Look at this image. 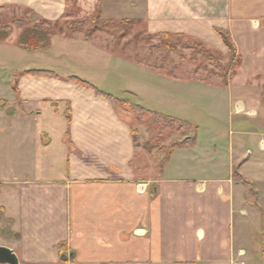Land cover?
Masks as SVG:
<instances>
[{
	"label": "crops",
	"instance_id": "crops-1",
	"mask_svg": "<svg viewBox=\"0 0 264 264\" xmlns=\"http://www.w3.org/2000/svg\"><path fill=\"white\" fill-rule=\"evenodd\" d=\"M69 1L0 5L57 20ZM77 2L104 20L185 34L222 52L219 30L227 31L242 63L228 92H204L211 102L201 108L198 79L162 75L83 36L18 50L34 51L37 62L15 82L0 74V162L11 167L0 171V246L20 264H264V0ZM55 40L62 51L39 63ZM73 77L189 121L194 145L175 148L161 169L162 156L153 171L156 153L135 141L136 115Z\"/></svg>",
	"mask_w": 264,
	"mask_h": 264
},
{
	"label": "rangeland",
	"instance_id": "rangeland-1",
	"mask_svg": "<svg viewBox=\"0 0 264 264\" xmlns=\"http://www.w3.org/2000/svg\"><path fill=\"white\" fill-rule=\"evenodd\" d=\"M77 9H79L78 12ZM68 10L73 11V16L68 15L59 20L58 27L63 28L64 32L56 30L51 41L53 37L57 36L68 38L83 36L87 39V35L91 33L89 40H95L111 51L125 57L146 63L152 68L161 71L162 75L177 76L188 80L198 79V82L194 83V87L200 92L199 106L201 108L207 107L211 102V100L202 96L204 92H228L229 89L224 85L225 80H231L240 67H235L240 57L238 51L229 50L228 47L226 52H222L209 48L205 44L200 47L195 39H185L173 34L171 36L149 34L140 22H107L104 19L97 18V10L92 13L85 11L79 6L78 2L75 4L70 2ZM35 14L37 13L34 10L19 4L5 3L0 5V33L4 37H0V74L6 76L8 81L15 82L19 76L18 72L24 69L26 63L37 62L34 51L24 52L25 56L21 57L16 54L22 48L18 44V39L25 28L37 27L54 30L56 27L55 20L45 19ZM72 23L74 24L72 29L75 28L76 31L72 32V36L69 37L66 34ZM62 48L63 42L55 40L54 45L52 43L51 49L54 51L51 52V57L47 59L48 55L46 57L40 55L38 57L39 63L43 64L52 61L55 54L60 53ZM70 49L72 48H66V51H70ZM37 53L39 54V50H37ZM40 54L43 53L41 52ZM123 72L125 74L129 73L126 70L120 71V75ZM233 73L234 75L231 78ZM123 76H125L126 82V75ZM238 85H236L234 91L241 90ZM120 93L118 92V95ZM126 96V94L121 93L118 97ZM127 98L133 99L131 96ZM224 111L227 114L226 117H228V106L226 108L224 106ZM199 121L202 120L199 119ZM134 125L138 127V143L149 151L156 153L155 161L153 160L152 164L155 172L160 167L156 163L158 162L157 160L167 154L168 150L166 148L172 142L184 140L193 134L192 129L184 133L177 131L176 128H162L159 131L151 130L146 124L138 120L134 121ZM160 133L162 136H160ZM259 138L264 140V134L257 137V139ZM258 146L257 144L252 147L248 145L247 148L250 151L252 149L258 151ZM260 153L264 156V152ZM8 165L0 162V171L4 172L6 166L9 169L10 165ZM0 177H2L1 173ZM4 223H6V220L3 219L0 209V233H5V230H1V226Z\"/></svg>",
	"mask_w": 264,
	"mask_h": 264
},
{
	"label": "trees",
	"instance_id": "trees-1",
	"mask_svg": "<svg viewBox=\"0 0 264 264\" xmlns=\"http://www.w3.org/2000/svg\"><path fill=\"white\" fill-rule=\"evenodd\" d=\"M70 2L75 4L77 2V0H71V1H69V3ZM78 10L79 9H77V12H78ZM72 12L73 11H70L67 8L63 17L68 16V15L73 16ZM35 15H37V14H35ZM97 18L101 19V20L103 19L99 9H97ZM59 20L60 19H57L54 21L55 25H56L54 30H52V29H41V28H37V27L25 28V30L22 32V34L20 35V37L18 39V44L22 48L27 49V50L48 48L51 44V38H52V36L55 35L56 30H59L62 33L64 32L63 28L58 27ZM81 21H79V22H81ZM107 22H113V21H107ZM123 22L129 23L132 21L124 20V21H121L120 23H123ZM73 25H74L73 23L70 24V28H68V30H67L66 35L69 37L72 36V32L76 31L75 28L72 29ZM219 33H220L224 43L226 44V46L229 48V50H234L236 52L237 47H236V44L233 41L231 35L227 31H224V30H219ZM159 35L171 36L172 34L160 33ZM173 35L177 36V37H182L185 39H194L193 37H190V36L185 35V34H173ZM0 37L4 38L3 34L0 33ZM90 38H91V33L87 35V39L89 40ZM197 43H198V45H200V47L204 46V43H202L201 41H197ZM241 63H242V59H241V57H239L238 62H237L235 67H239L241 65ZM34 73H36V72H34ZM40 73L44 74L43 72H40ZM233 75H234V73L231 75V78ZM72 79L84 87L93 88L98 94L103 95L109 101H111V103L116 108H122V109H125L127 111L133 112L136 115V119L138 121L146 124L148 126V128L151 130H158L159 131L162 128H176L177 131L184 133V132H188L190 129H193V125L187 120L150 110V109L145 108L141 104H139V103L135 102L134 100L127 98V97H115L114 95H112L110 93H107L105 91L100 90L99 88H97L96 86L91 84L90 82L79 79L78 77H73ZM229 80L230 79L225 80L224 85H228ZM160 136H162L161 133H160ZM135 141L138 142V135H136V133H135ZM195 141H196V138L192 135V136H189L188 138H186L184 140H176V141L172 142L171 145H169L168 148H166L168 151L166 152L167 154L164 156V158L162 159V161L160 163L161 169L164 167L165 163L169 160L171 152L175 148L193 146Z\"/></svg>",
	"mask_w": 264,
	"mask_h": 264
},
{
	"label": "water",
	"instance_id": "water-1",
	"mask_svg": "<svg viewBox=\"0 0 264 264\" xmlns=\"http://www.w3.org/2000/svg\"><path fill=\"white\" fill-rule=\"evenodd\" d=\"M0 263L20 264L17 255L10 248L0 246Z\"/></svg>",
	"mask_w": 264,
	"mask_h": 264
},
{
	"label": "built area",
	"instance_id": "built-area-1",
	"mask_svg": "<svg viewBox=\"0 0 264 264\" xmlns=\"http://www.w3.org/2000/svg\"><path fill=\"white\" fill-rule=\"evenodd\" d=\"M144 189H145L144 187H143V188L141 187V190H142V191H144Z\"/></svg>",
	"mask_w": 264,
	"mask_h": 264
}]
</instances>
